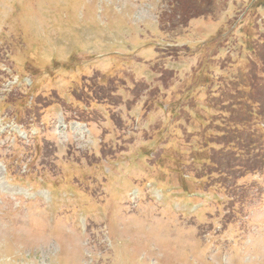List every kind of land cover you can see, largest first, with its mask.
Returning <instances> with one entry per match:
<instances>
[{
  "label": "rangeland",
  "instance_id": "rangeland-1",
  "mask_svg": "<svg viewBox=\"0 0 264 264\" xmlns=\"http://www.w3.org/2000/svg\"><path fill=\"white\" fill-rule=\"evenodd\" d=\"M174 3L0 0V264H264V0Z\"/></svg>",
  "mask_w": 264,
  "mask_h": 264
},
{
  "label": "trees",
  "instance_id": "trees-1",
  "mask_svg": "<svg viewBox=\"0 0 264 264\" xmlns=\"http://www.w3.org/2000/svg\"><path fill=\"white\" fill-rule=\"evenodd\" d=\"M181 1V3L179 5H181V8L179 9L178 6L176 5V3L171 4V8H174L175 10H179L184 14L186 13H191V9L189 8H194L195 4H202L201 0H179ZM212 2H214V0H211ZM200 7L204 6V4L199 5ZM195 11V10H194ZM197 11V10H196ZM178 12V11H177ZM178 17V16H177ZM261 104V103H260ZM249 117V124L251 127H253L252 122L258 117L260 120L264 121V114L260 112V109H256V106H252L250 108V115ZM257 125L258 122L256 123Z\"/></svg>",
  "mask_w": 264,
  "mask_h": 264
}]
</instances>
